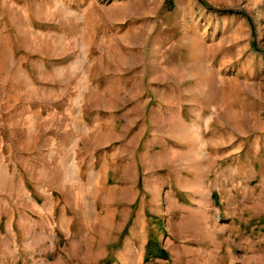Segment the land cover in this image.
I'll return each instance as SVG.
<instances>
[{"label": "rangeland", "instance_id": "rangeland-1", "mask_svg": "<svg viewBox=\"0 0 264 264\" xmlns=\"http://www.w3.org/2000/svg\"><path fill=\"white\" fill-rule=\"evenodd\" d=\"M0 264H264V0H0Z\"/></svg>", "mask_w": 264, "mask_h": 264}]
</instances>
